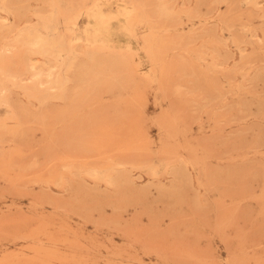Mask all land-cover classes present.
<instances>
[{"label":"rangeland","instance_id":"374dc122","mask_svg":"<svg viewBox=\"0 0 264 264\" xmlns=\"http://www.w3.org/2000/svg\"><path fill=\"white\" fill-rule=\"evenodd\" d=\"M0 264H264V0H0Z\"/></svg>","mask_w":264,"mask_h":264},{"label":"bare ground","instance_id":"6f19581e","mask_svg":"<svg viewBox=\"0 0 264 264\" xmlns=\"http://www.w3.org/2000/svg\"><path fill=\"white\" fill-rule=\"evenodd\" d=\"M105 6L106 5H103V6H100V7H97L96 9H94L93 10V12H91L90 14H89V17H88V20L90 19V23H91V18L92 19H95L96 21H98L99 22V25H98V27L91 33V36L90 37H92V39H90L91 40V42H95L96 44H101L100 42H104V37L106 36V34L109 32V29H111L110 27L111 26H105L104 25V23L103 22H101L100 20H102V19H104L105 17H108V16H111L112 14L111 13H106L104 10H105ZM120 17H123V19L125 20V16H124V14H120ZM123 22H125V21H123ZM93 23V22H92ZM95 23V22H94ZM96 24V23H95ZM125 24V25H124ZM97 26V25H96ZM126 27H127V23H123V27H122V29H123V32H121V33H123L124 34V32H126ZM88 33L89 31L87 30V31H85V33ZM114 33V32H113ZM117 34H118V32H117ZM116 34V35H117ZM108 35V34H107ZM119 35H121V34H119ZM35 37V36H34ZM40 37V36H39ZM107 37V36H106ZM114 37V36H113ZM41 38H43V37H41ZM40 38V40H42ZM108 38V37H107ZM30 39V38H29ZM110 39V38H109ZM33 40V39H32ZM45 41H46V39H45ZM44 41V42H45ZM29 42H30V40H29ZM41 42L43 43V40L42 41H40L39 43L41 44ZM48 42V41H47ZM36 43V42H35ZM31 44V43H30ZM37 44H38V42H37ZM33 45V44H32ZM31 45V46H32ZM42 45V44H41ZM103 45V44H102ZM30 46V45H29ZM37 46V45H36ZM47 46H48V44H47ZM104 46V45H103ZM39 47H40V45H39ZM42 47H45L44 45H42ZM37 49H38V47H36Z\"/></svg>","mask_w":264,"mask_h":264}]
</instances>
